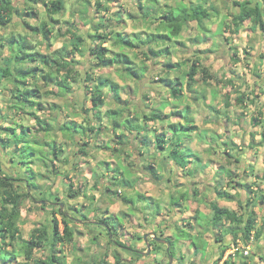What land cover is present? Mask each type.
Segmentation results:
<instances>
[{
	"label": "rangeland",
	"instance_id": "1",
	"mask_svg": "<svg viewBox=\"0 0 264 264\" xmlns=\"http://www.w3.org/2000/svg\"><path fill=\"white\" fill-rule=\"evenodd\" d=\"M17 1L22 2V0ZM96 1L64 0V11L56 14L55 18L58 19V22L52 23L54 26L52 35H55V37L51 36L49 40L51 42L50 49H56L64 44L70 48L73 44V38L67 32V29L79 28V31L87 32L88 28L90 29L91 25L97 23L100 17L106 19V23L110 24V29L114 28L122 32L124 37L133 32L155 31L159 11L166 9L167 4H177L176 0H157L154 8L158 9V12L154 13V10H149L156 19L149 18L146 20L141 16L146 9H141V6H152L149 0H101L103 3L101 7H96ZM188 1L190 0H184V2ZM210 2L214 4L216 10L204 22L206 29H208L206 33L209 35L204 40L202 31L197 24L190 22L177 38L178 42L167 41L172 51L168 56L152 57L148 52V55L152 57L151 60H148L147 53L144 52L146 48H142V45L141 48H124L136 63L146 61L150 66L141 81L136 82L128 77H120L114 66L104 67L99 63L97 67L92 69L93 60L86 51L82 54H75L73 59L80 70V78L85 75V72L92 70L91 72H94V75H109L117 80L126 90V93L121 91L123 99L130 101L129 105L132 110L136 108L139 111L143 110L145 105H149V102L152 103L150 98L154 99L155 94L161 95L162 98L172 97L168 91L163 89V84L158 82V78L166 74L174 78L179 73L178 68L167 73L163 66L165 61L170 60L172 63H181L182 69L186 70L193 59H198L200 65L208 68L213 78L205 82L201 79L203 78L201 73H198L196 77L199 80L195 88L204 92L206 98L195 102L193 99L191 100L193 93L185 88L182 106L186 102L189 103L194 109L199 127L206 130L208 134L211 133L210 135H213L215 139L207 141L208 147L206 148L203 144L199 145V138L197 134H194L193 138L196 141L192 142V147L196 150V155L200 156L202 160L211 159L212 157L219 158L218 155L232 153L233 155L228 154L226 157L221 158H223L224 165L228 169H233L237 174L232 176L225 174L226 177L216 179L215 174H212V172H209L206 177L197 173L195 175L198 181L196 189L206 187V195L208 194L212 198L210 188L217 180H220L221 188L229 189L232 193H234V189H239L238 183L247 182L252 186V189H255V196L251 194L250 197L253 202L252 206H255L257 204L256 197L261 192L260 189L264 190V188H260L264 186V141L259 142L262 139L263 130L261 126L253 125L250 120L252 116H259L260 119H264V29L255 25L251 20H246L240 27L232 31L226 24H232V15L238 12V6L234 4L233 0H210ZM86 5L89 7V13L86 14L88 17H83L80 11ZM36 9L40 16H35V19L30 18L29 22L38 25L46 17V11L42 2L38 3ZM115 19L120 20L116 21ZM13 21L6 29H0V35L8 37L12 32L16 34L29 33V29L18 21V17ZM29 37L32 43L36 45L37 51L41 53L49 52V42L43 41L40 33L34 35L30 33ZM195 37H199V42L194 40ZM160 44L164 45L162 42ZM104 45L119 50L117 46L112 45V41H108ZM0 50L2 51L0 59L10 58L11 52L7 46L0 48ZM28 65L31 64L28 63ZM3 87L0 92V108L5 115L20 122L21 117L13 113L11 109L6 108V105H10L14 99L10 91L12 85L5 80ZM86 94L87 90L83 80L78 79L73 84V92L67 96L43 97L42 103L45 106L54 103L58 106L57 109L44 108L36 110L37 115L50 121L56 127L52 134L41 132L37 136L43 140L56 139L57 144L61 143L64 150L61 156L63 158L62 162L56 163V169L60 170L59 174H49L45 171L44 166L36 167L44 173V176H39L37 179L41 187L38 189H43V192L35 189V187L30 188L29 191L34 199L28 197L23 201L20 221L22 236L28 238L34 228L47 226L51 205H54V209L57 211V204L63 203L60 209L69 216L68 220L75 233L73 241L65 243L61 247L66 257V264H102L103 261L104 264H115L116 256L120 258V261L128 264H167L166 246H168V242L165 246L160 242L155 243L153 239L148 237V233L152 232L156 236L166 239L167 235L165 234L168 233L167 228L170 223L158 227L155 223L158 215L153 217L159 208L163 209V207H155V204L150 206L147 200L136 198V194L141 192L147 196H153L155 200L165 202L168 199L166 184L156 183L149 177L142 178L143 173L139 172L142 171L138 168L139 166L130 167V165L137 164L136 160L131 159L135 153V142L131 140V142H125L124 144L119 143L117 132H113L112 128H109L111 125L108 123L107 118H105V120L107 119L106 123L102 124L103 131L99 135L96 136L94 133L87 132L82 140L77 136V141H72L69 136L58 130L62 121H70L71 119L85 125L87 115L90 113L83 107L89 108L91 105ZM241 94L244 98L243 103L242 105H236L234 102ZM85 99L87 101L84 103ZM227 101L230 102L229 107L226 106ZM113 102L111 96H108L107 106L102 108V112L108 107L116 106ZM193 109L191 108V110ZM259 111L261 114H259ZM11 121L9 119L6 121L1 120L0 132L4 131L2 127L18 126ZM22 122L25 125L35 124L38 127L36 119L33 121L30 116H27ZM217 131L222 135L220 133L214 134ZM19 134L17 133V137L25 142L23 146H20V150L31 153L32 149L35 148V142H32L33 145H31V140H28L31 135L29 134L25 138L23 133ZM9 135L13 136L11 133ZM199 136L201 139L205 137V131H201ZM220 140H225L228 144H223ZM84 141L87 142L85 147H87L88 154L76 153L77 149L83 146ZM107 145L111 148L108 149ZM209 147H211L210 150ZM0 156V168L8 174L12 173L8 152L0 148ZM236 157H239L240 160H236ZM29 159H32V157H29ZM66 159L68 160L66 161ZM137 159H140V157ZM106 160L119 162L121 171L126 166H128V169L131 168V171L137 169L131 174L134 173L133 175L141 177L138 184L136 183L135 187H130L124 184L112 185L111 182L109 183V181H115L111 180L112 174L115 173H110L106 166H104L106 169L103 167L101 161ZM141 161H143L142 158ZM156 164H159V162ZM192 166H201L200 160L193 158ZM212 166V162L208 161L206 171H210ZM168 167L172 169V165ZM65 171L74 184L73 189L81 187V193L86 194V196L67 197L68 180L64 177ZM104 173H106L105 177L102 176ZM126 174L131 177L128 173ZM220 174H222V171ZM13 175H15V171H13ZM120 177L122 176L120 175ZM181 177L182 181L185 180L183 173ZM210 177L215 180H210ZM19 185L21 191H25L26 186L22 183ZM107 186L117 190L118 195L107 191ZM190 189L193 192V186ZM197 193L198 198L202 197L201 192L198 191ZM236 195L240 198L239 192H236ZM124 196L129 200L124 201ZM56 197L59 199L56 200ZM257 199H259L260 205L264 206V202L260 198ZM41 200H45V202H41ZM42 204H45V209L42 208ZM251 208H254L256 214L259 215L256 220L255 232H260L264 226V207ZM203 209L208 211L209 207H203ZM166 214L168 213L165 211L160 212L157 221H160L161 217L164 219L163 217ZM112 215H115L116 219L108 222L115 225L116 232L115 235L108 236L107 225L104 226L105 224L101 223L98 218ZM60 217L61 215H58V218ZM205 221L206 219L203 218L200 223L203 224ZM196 227L200 229L199 225ZM170 235L173 237L175 244L174 249L172 248L173 264H213V262H207V260L195 261V252L186 250L189 248L187 236L176 228L171 229ZM149 242L148 248L147 244ZM240 242L241 246L248 247L250 257L235 256V252L233 260L236 264L242 263L244 260H248V264H264V260L260 259V255H264V232L258 244L253 237L247 244L241 240ZM191 246L194 247L190 244ZM135 250H139L140 255ZM49 252L48 248L36 249L33 252L34 258L44 257ZM201 253L204 254V250Z\"/></svg>",
	"mask_w": 264,
	"mask_h": 264
},
{
	"label": "trees",
	"instance_id": "2",
	"mask_svg": "<svg viewBox=\"0 0 264 264\" xmlns=\"http://www.w3.org/2000/svg\"><path fill=\"white\" fill-rule=\"evenodd\" d=\"M39 2H42L45 6L46 17L48 19L45 17L38 25H35L30 23L29 20L35 16H40L36 9ZM176 2V5L167 4L166 9L159 11L160 14L158 13L155 31L133 32L124 37L122 32L114 28L110 29V24L106 23V19L100 17L99 21L91 25L87 32L79 31V28L67 29V32L73 38V44L70 48L64 44L56 49H50L51 42L49 40L51 36L55 37V35H52L54 30L52 23L58 22L55 15L64 11V0H22V2L17 0H0V29H6L10 23L14 22L13 20L16 17H18V21L24 27L29 29V33L25 34L12 32L8 37L0 35V48L7 46L11 52L10 58L0 59V92L4 88L5 80L9 81L12 85L10 91L14 99L10 105H6V108L11 109L13 113L21 117V121L17 120V122L15 119L5 115L0 108V121L9 119L18 125L17 127H2L4 131L0 132V148L8 152L12 170L15 171V175H13V171L8 174L0 168V264H66V257L61 247L65 243L72 242L75 235L74 229L68 220L69 216L60 209V204H57V211L54 209L55 206L51 205L48 225L34 228L28 238H23L20 228L23 201L28 197L34 199L29 189L34 187L35 189L41 188L37 179L39 176H44V173L40 172L36 167L44 166L45 171L49 174H59L60 170L56 169V163L62 162L63 159L61 156L64 149L61 143L57 144L56 139L43 140L38 137L41 132L52 134L56 129L50 121L42 119L36 113V110L44 108H58L54 103H49L45 106L42 103L44 96H67L73 92V84L78 79L83 80L88 94L86 96L91 102L89 108L83 107L90 113L87 115L85 125L71 119L70 121H62L58 129L64 135L69 136L72 141H77V136L81 140L84 139L87 132L94 133L96 136L99 135L103 131L104 124L102 121L106 117L112 131H119L116 134L118 142L121 144L130 142L135 137L138 143L141 144L140 149L144 147V149L148 150V148L152 147L156 151L164 153L165 157L177 169L186 168L187 164L192 162V158L200 160L199 156L186 144L192 133L198 129V126L195 125V119L191 114L192 110L189 103L186 102L181 110L172 111L171 114L180 117L177 121H170L167 118L170 115L164 113L163 108L167 106V103H170L166 99V101H162L157 107L149 108L147 112H140L136 108L132 110L129 105L130 101L127 99L122 100L120 96L121 91L126 93L125 88L114 78L109 75H94V72H91L92 70L85 72V75L80 78V70L73 59L75 54H82L86 51L91 55L93 60L92 69L97 67L99 63L104 67L114 66L120 77H128L136 82L141 81L150 66L146 61L136 63L129 53L124 50L125 47L127 49L145 47L144 52L147 53L148 60H151L152 57L168 56L172 51L167 41L178 42L177 38L190 22L197 24L198 28L202 31L203 40L209 36L206 33L208 29H206L204 22L215 12L216 8L214 4L210 0H190L188 2L176 0ZM233 2L238 6V12L233 13L232 24H226L230 30L234 31L246 20H251L255 25L264 29V0H233ZM150 3L152 6H141V9H146L142 14L146 20L149 18L156 19L149 10H154V13L158 12V9L154 8L157 0H150ZM102 4L101 0L96 1V7H101ZM80 13L83 17H88L86 14L89 13V7L86 5ZM115 20L119 21L120 19ZM30 33L33 35L40 33L43 41L49 42V52L41 53L37 51L36 45L32 43L29 37ZM194 40L199 42V37H195ZM108 41H112V45L117 46L119 50L111 49L104 45ZM160 42L164 45H161ZM1 52L0 50V54ZM148 52L152 57L148 55ZM2 61L3 63H1ZM28 63L31 65H28ZM163 66L167 73L178 68L179 74L174 78L168 76V74L159 77L160 82L163 84V89L168 91L174 99L172 101L174 108H179V104H183L184 101L182 100L185 97V88L187 91L193 93L192 99L195 102L205 98L204 92L198 91L195 88L199 80L196 75L201 73L203 76L201 79L205 82L213 78V76L208 71V68L200 65L198 59H193L186 70L182 69L181 63H172L170 60L165 61ZM109 95L113 98V103L117 107H110L105 112H102L103 106L108 103ZM243 99V94H241L234 103L242 105ZM86 101L87 99L84 100V103ZM226 106H230L229 101L226 102ZM259 114H261L260 111ZM27 116H30L33 121L36 119L38 127L35 124L25 125L22 120L27 118ZM150 122L152 124H149ZM158 122L162 124L155 126L154 124ZM250 122L253 125L261 126L263 130L261 136L264 140V119H260L259 116H252ZM10 133L13 136L9 135ZM17 133H20L19 135L23 133L25 138L29 134L31 135L28 140H31V143L35 142V148L32 149L31 153L20 150V146H23L25 142L17 137ZM213 139L215 138L213 137ZM85 144L87 142L84 141L83 146H80L76 153L80 152L87 155L88 152ZM107 148L111 147L107 145ZM210 149L211 147H209ZM139 152L143 155L140 150ZM228 154L233 155L228 152L226 155L221 154L217 157H226ZM29 157H32V159H29ZM236 160L239 161L240 158L236 157ZM105 162L101 161V163ZM142 167L153 180L157 181L161 177L153 163L147 161L142 164ZM108 169L115 173L111 176V180L115 181H109L112 185L124 184L125 186L133 187L137 182V179L131 180L130 176L126 174L131 175L135 169L131 171V168L128 169V166H126L121 171L120 164H117L116 167L108 166ZM221 170L225 171L227 175H231L228 168L222 166ZM192 171L188 170V173L190 174ZM118 175L122 177L119 178ZM64 177L68 180L66 189L68 198L86 196V194L81 193V187L73 189L74 184L66 171L64 172ZM168 179L170 180V177ZM20 183L26 186L25 191H21ZM238 184L243 185L241 183ZM181 186H183L181 188L186 187L184 184ZM244 186L250 192H255V190L250 189V185L245 184ZM38 190L43 192V189ZM106 190L114 195H118L117 190L112 189L110 186H107ZM178 190V196H175L174 191L171 193L170 203L172 207L189 197L190 193L188 190ZM260 190L261 192L258 196L264 201V190ZM193 191L195 194L198 192L196 187ZM217 194L229 197V193L225 190H217ZM145 198L148 197L138 193V200ZM57 199L59 198L56 197ZM123 199L124 201L129 200L126 196ZM149 199L152 200L150 197ZM153 204L156 205L155 207H160L158 202L149 201L150 206ZM250 204L251 200L248 199L245 210L240 212L230 210L227 207H221L215 202L210 203L212 216L209 219V223L213 227L218 228V233L216 234L218 241H222L226 234H230L233 244L238 243L237 239L247 244L252 237L257 244L259 243L264 232V226L260 232H255L257 214L254 209H249ZM41 206L44 209L46 208L45 204ZM196 214V218H199L200 212L198 210ZM58 215H61V217L58 218ZM112 219L115 220L116 216L98 218V220H101V223L105 224L104 226L107 225L108 236L115 235L116 232L115 226L109 225L110 222H108ZM177 228L179 231L184 232L186 236L192 238L193 235L191 233L179 227ZM154 242L157 243L156 241ZM170 243L169 252L173 256L172 250L175 244L172 241ZM193 243L196 245L195 242ZM206 243L207 241H202V249L205 248ZM230 244L231 242L228 241L223 245L220 254L213 264H220V261L222 262L221 264H236L233 260L234 255L242 258L250 257L249 252L246 255L243 253L246 247L242 246L241 249L236 250L234 255L229 254L227 258L222 260ZM42 248H48L50 252L44 257L34 258V250ZM115 258V264H128L120 261L118 256ZM260 259L264 260V255H260ZM102 264H104V261ZM241 264H248V260L242 261Z\"/></svg>",
	"mask_w": 264,
	"mask_h": 264
},
{
	"label": "crops",
	"instance_id": "3",
	"mask_svg": "<svg viewBox=\"0 0 264 264\" xmlns=\"http://www.w3.org/2000/svg\"><path fill=\"white\" fill-rule=\"evenodd\" d=\"M34 19H35V17H34ZM158 80H159V78H158ZM158 82H160V80ZM120 96H121V99L124 100L122 93H120ZM186 98H188V97H186ZM111 99H113V98H111ZM165 99L168 100L170 103H167V106L165 108H163L164 113L167 114V115H170L169 117H167L170 121H177L180 117L176 116V115H173L171 113H172V111L181 110L182 109V105L179 104V108H174V104L172 102L174 99L172 97H167V98L163 97L162 98L161 95H156L155 94V98L154 99L150 98L152 103L149 102V105L148 104L145 105V108L143 110H141L140 112H147L149 108L157 107L158 105L161 104L162 101H166ZM191 100H192V98H191ZM105 106H107V104ZM113 107H117V106H113ZM108 108H110V107H108ZM191 108L193 109L192 106H191ZM106 110H103V112H105ZM191 112H192L191 114L193 115V117L195 119V125L198 126V129L192 133L191 137L189 138V140L187 141L186 144L189 145L194 152H196V150L192 147V142L196 141L193 138L194 134L195 135L197 134V137L199 138V142H198L199 145L203 144V145H205L206 148L208 147L207 146V141H211L212 139L210 137L211 136L213 137V135H210L211 133L208 134V132L206 130L201 129L199 127L198 123L196 122L194 109ZM105 118L102 121L103 124L106 123L107 119L105 120ZM149 124H152V122H150ZM160 124H162V123L158 122V123H155L154 125L155 126H159ZM109 128H111V126ZM201 131L202 132L205 131V137H202V139L199 136L201 134ZM117 133H119V131H117ZM219 133H218V131L214 132V134H219ZM220 135H222V133H220ZM252 137L254 138L253 133H252ZM256 137H257V135H256ZM262 140L263 139H261L259 142H263L264 141V140L263 141ZM133 141L135 142V153H134V157H132L131 159L132 160L134 159V160L137 161V164L134 165V166L135 167L139 166L138 168L142 170V171H139L140 173H143V177L142 178H148L149 177V178H151L152 181H154L156 183H160V184L161 183H165L166 184L168 199L165 202H162V201H159V200H155L154 197L151 196V195L147 196L144 193H141V192H138V193H141L145 197H148V198H145V200H147L148 203H149V201H156V202L159 203L160 207H163V209L159 208V210L154 214L153 217L158 215V216H156V219H155L156 220L155 223H156V225L158 227L159 226L162 227L164 224H169L170 223V226H168V228H167L168 229V233L165 234V235H167L166 238L169 241L173 242V237L170 235L172 228H176L178 230L177 227H179V228L191 233L193 235L192 238L187 236V244H189V248H187L186 250L189 251V252H192V251L195 252V254H196V259H194L195 261L207 260V262H210V261L214 262V260H216V258L220 254V251L223 248V245H225L228 241H230L231 244H230V247L225 251V254H224L222 260L227 258L229 254H233L234 253L233 250L235 249V247H237V245L239 246V248H241L243 246V245L241 246L240 239H237V242H238L237 244H233L232 241H231L232 237H231L230 234H226L222 241L221 240L218 241L216 239V234L218 233V228L213 227L209 223V219L212 216V210L210 208V203L211 202H215L216 204H218L221 207H227L230 210H235V211L242 212L246 208L247 200L250 199L251 200V204H250L251 207H264V206L260 205L259 199H257V198H260L259 196L256 197L257 204L255 206H252L253 202H252V199L250 197H251V194H254V196H255V193L254 192H250L249 189L244 186L245 184H248V185H250V184L247 183V182L246 183H241L243 185L238 184L240 186V187H238L239 189L238 190L234 189V191H233L234 193H232V191L229 190V189H225L224 187L221 188V182H220V180H217L214 183V185H212L211 188H210L212 190V191L210 190L212 198H210L208 194L206 195V191H205L206 187H201L200 189H198V191L201 192V196H202V197H199V198L197 197L198 193L195 194L194 191L192 192V189H190L191 186H193V189L198 186L197 185L198 181L195 178V175L197 173L203 174L202 176L206 177V175L209 172H212V174H215L214 176L216 177V179L217 178L220 179L221 177H226L225 174L227 175V173L225 171L221 170L222 166L224 168H227L224 165V163L222 162L223 158H220V157L219 158H213L212 157L211 159L207 158V159L202 160V158L199 156L201 166L193 167L192 166L193 160H192V162L187 164L186 168H183V169L182 168H178L177 169V168H175L173 166L172 162L165 157L164 153L156 151L152 147L148 148V150L144 149V147L140 149L141 144L138 143V140L135 137H134ZM220 141L223 144L227 143V141H225V140H220ZM139 150L143 153V155L140 154ZM138 157H140V159H137ZM141 158H142L143 161H141ZM140 161H141V163H140ZM147 161L153 163V165L157 168L158 173L161 175L159 180L155 181V180L152 179V177L150 175L146 174V171L143 169L142 164L147 162ZM208 161H211L213 166H212L211 170L207 172L206 171V165H207ZM158 162H159V164H156ZM219 163H220V165H219ZM102 164H103V167L106 166L107 170H109L108 166L110 167L111 164H112L111 167H116V165L119 164V162H116V160H111V161H107L106 160V162L102 163ZM171 165H172V169H170L168 167V166H171ZM243 168H245V167H243ZM219 169L222 171V174H220L221 171ZM188 170H190V171L193 170V171L189 174ZM229 170L231 172V176L237 174L233 169L229 168ZM109 172L110 173H114L113 171H110V170H109ZM202 172H205V173H202ZM182 173H183L184 178H185V180H183V181L181 179L182 178L181 177ZM105 174L106 173H104V175H102V176L105 177L106 176ZM133 174H131L130 179L131 180L132 179H137L136 183L138 184L139 179L141 177H137L139 175L135 176ZM217 176H219V177H217ZM169 177H170V180L168 179ZM100 178H102V177H100ZM209 179L210 180H215L212 177H210ZM209 179H206V180H209ZM206 180H205V182H206ZM244 180H245V178H244ZM136 183L134 184L133 187H135V185H137ZM183 184L186 186V187L184 186L185 188H181V187H183V186H181ZM260 188H264V186L260 187ZM178 189L188 190V192L190 194H189V197L186 200H183V201L180 202V204H177L174 207H172V205L170 203L171 193L174 191L175 196H178L179 195V190ZM250 189H252L251 185H250ZM217 190H220V191L225 190V191H227L229 193V197L220 196L219 194H217ZM253 190H255V189H253ZM236 192H239L240 198L237 197ZM138 193L136 194V198H137ZM149 197L152 200H150ZM261 201L264 202L262 199H261ZM203 207H209V210L205 211L203 209ZM251 207H249V209H254V208H251ZM197 210L200 212V215H198L199 218H196V215H197L196 211ZM162 211H165L168 214H166L163 217L164 219H162V217H161L160 221H157L158 220L157 218L160 217V212L162 213ZM21 216H22V213H21ZM258 216L259 215L257 213L256 220H257ZM166 218H168V219H166ZM203 218H205L206 221L203 224H201L200 221ZM165 219H166V221H165ZM109 225L112 226L114 224L113 223L111 224V222H110ZM188 225H191V226H188ZM197 225H199L200 229L196 227ZM181 233L185 235L184 232H181ZM203 240L207 241L206 246H205L204 249H202V247H201ZM193 242H195L196 245ZM190 244H192L194 247H192V246L190 247ZM247 249H248V247H247ZM202 250H204V254L201 253ZM221 263L222 262L220 261V264Z\"/></svg>",
	"mask_w": 264,
	"mask_h": 264
},
{
	"label": "flooded vegetation",
	"instance_id": "4",
	"mask_svg": "<svg viewBox=\"0 0 264 264\" xmlns=\"http://www.w3.org/2000/svg\"><path fill=\"white\" fill-rule=\"evenodd\" d=\"M149 234V236L148 237H150V239H153L154 241H156V242H160V243H162V244H165V246H166V244H167V242H168V246H166V252L168 253V261H169V256L171 255V253L169 252V247H170V245H171V243H170V241L166 238V239H164L165 241H157V240H155L154 239V237L152 236V234H151V232H149L148 233ZM147 236V235H146ZM158 237V236H157ZM158 238H160V237H158ZM160 239H163V238H160ZM146 240V239H145ZM148 241V240H147ZM148 245V248H149V245H150V242L147 244ZM134 250V249H133ZM135 252L138 254V255H140V251L139 250H135ZM142 256V255H141ZM172 256V255H171ZM168 264V263H167ZM172 264H173V260H172Z\"/></svg>",
	"mask_w": 264,
	"mask_h": 264
},
{
	"label": "water",
	"instance_id": "5",
	"mask_svg": "<svg viewBox=\"0 0 264 264\" xmlns=\"http://www.w3.org/2000/svg\"><path fill=\"white\" fill-rule=\"evenodd\" d=\"M41 202H45V200H41ZM51 203H53V202H51ZM60 206L62 207V206H63V203H60ZM152 236H153L154 239L157 240V241H162V242L165 241L164 239H160V238H158L154 233H152ZM145 239H147L146 236H145ZM168 245H169V244H168ZM168 264H172V256H171V255L169 256Z\"/></svg>",
	"mask_w": 264,
	"mask_h": 264
},
{
	"label": "built area",
	"instance_id": "6",
	"mask_svg": "<svg viewBox=\"0 0 264 264\" xmlns=\"http://www.w3.org/2000/svg\"><path fill=\"white\" fill-rule=\"evenodd\" d=\"M239 249V246L237 245V247H235V249L233 250V252L235 253L236 252V250H238ZM248 252H249V250L246 248V249H244L243 250V253L246 255V254H248ZM233 253V254H234Z\"/></svg>",
	"mask_w": 264,
	"mask_h": 264
}]
</instances>
